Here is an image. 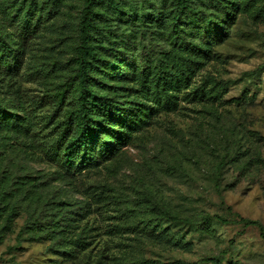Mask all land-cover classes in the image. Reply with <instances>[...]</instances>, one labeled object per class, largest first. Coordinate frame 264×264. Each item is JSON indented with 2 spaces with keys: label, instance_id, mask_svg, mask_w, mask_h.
Instances as JSON below:
<instances>
[{
  "label": "rangeland",
  "instance_id": "obj_1",
  "mask_svg": "<svg viewBox=\"0 0 264 264\" xmlns=\"http://www.w3.org/2000/svg\"><path fill=\"white\" fill-rule=\"evenodd\" d=\"M117 1L120 13L98 7L107 21L95 36L110 61L105 93L121 114L99 135L106 152L67 163L59 135L78 102L84 0H39L49 9L27 34L19 0H0L9 61L0 65V264H264L259 227L240 220L264 226V0H236L212 56L171 104L132 80L146 65L177 67L167 37L141 15L156 2ZM228 2L195 6L216 19Z\"/></svg>",
  "mask_w": 264,
  "mask_h": 264
},
{
  "label": "trees",
  "instance_id": "obj_2",
  "mask_svg": "<svg viewBox=\"0 0 264 264\" xmlns=\"http://www.w3.org/2000/svg\"><path fill=\"white\" fill-rule=\"evenodd\" d=\"M153 1L156 4L149 5L147 9L143 8L142 18L150 15L154 19L152 27L167 37L170 51L177 56V58H173L172 64L173 66L177 65V67L176 70L167 72L160 62L155 65L153 70L149 65H146L140 67L141 70L133 74L132 80L139 84L142 94L145 93L147 99L155 93L158 97L165 98V102L171 104L170 98L174 96L172 91L181 90L189 84V81L203 65V61L212 56L211 44L218 35L216 28L224 23L223 19L230 20L239 7L236 0H229V6H223L220 10L222 18L214 19L210 14V8L208 6H195V0H150V2ZM19 2L18 11L19 14H22L19 18L20 24H23V30L27 34L29 28L36 27L40 22L39 13L37 18L34 17L37 10L48 11L49 8L40 3L39 0H19ZM102 2H104L103 5L106 4L108 8L115 10L116 13L122 11V5L117 0H84L83 2L78 24L79 42L76 47V55L73 58L77 69V81H75L74 88L78 102H76L77 106L74 109L67 110L69 121L59 135V140L63 139L59 151L66 158L67 163H72L76 158L89 155L91 152L95 154L106 152L107 150L103 149L106 140L100 141L99 135L108 129L104 124L108 121V118L117 120L121 114L115 110L117 101L113 100V96L105 93L109 89L104 87L101 77V74L107 72L111 75L109 65L104 67L106 70L101 67L102 63L110 61H106L101 57L106 47L103 41L95 36L96 31L100 29L99 24L107 21V17L104 18V21L103 18L98 17L100 15L98 14V7ZM201 23L204 24L203 27ZM190 36H193L195 40L188 38ZM15 45L21 46L20 38ZM7 47L6 39L0 34V65L9 64L8 59L4 56ZM94 74L100 81L101 88L96 89L92 86L95 81ZM150 91L153 92L150 93ZM64 97L65 92L62 91L59 101L62 102ZM145 105L147 103L143 104V106ZM224 163L225 161L222 159L219 167H222ZM216 186H219L218 181ZM176 219L180 218L177 217ZM240 220L246 225H257L261 238L264 240V226L260 222L246 218ZM186 221L192 222L189 219H186ZM204 260L206 262L211 261L212 264L217 261L213 257ZM155 263L156 261L149 259L138 262V264ZM162 264L195 263L176 260Z\"/></svg>",
  "mask_w": 264,
  "mask_h": 264
}]
</instances>
